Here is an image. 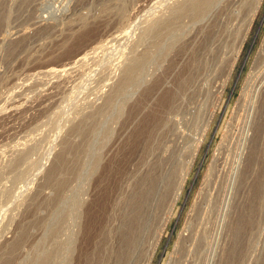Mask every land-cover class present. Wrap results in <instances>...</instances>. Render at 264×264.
Wrapping results in <instances>:
<instances>
[{
  "label": "rangeland",
  "instance_id": "rangeland-1",
  "mask_svg": "<svg viewBox=\"0 0 264 264\" xmlns=\"http://www.w3.org/2000/svg\"><path fill=\"white\" fill-rule=\"evenodd\" d=\"M189 1L0 0V264H115L158 159L124 264H264V0Z\"/></svg>",
  "mask_w": 264,
  "mask_h": 264
},
{
  "label": "bare ground",
  "instance_id": "bare-ground-1",
  "mask_svg": "<svg viewBox=\"0 0 264 264\" xmlns=\"http://www.w3.org/2000/svg\"><path fill=\"white\" fill-rule=\"evenodd\" d=\"M191 4H189L190 6L192 5V7H194L195 11H197L198 13H201V11H203V9L208 6V2H210V0H190L189 1ZM193 9V8H192ZM179 12V10H177V13ZM180 12H182L180 10ZM179 12V13H180ZM197 14V13H196ZM180 15V14H179ZM0 16L2 19V14L0 12ZM4 16V15H3ZM176 18V16H175ZM174 18V19H175ZM172 20V19H171ZM2 21V20H1ZM80 28V27H79ZM57 29V28H56ZM144 54V53H143ZM149 54V53H148ZM81 57V56H80ZM194 57V56H193ZM31 60V59H30ZM141 60V59H140ZM128 69L126 70L127 72H131L127 78L132 76V72L134 71V66L133 65H129L127 67ZM50 70V69H47ZM126 72V73H127ZM124 81V79H123ZM110 99V98H109ZM111 100V99H110ZM108 102V101H107ZM113 102V101H112ZM109 103V102H108ZM105 106V105H104ZM102 107V106H101ZM108 107V106H107ZM99 110V109H98ZM104 110V109H103ZM102 111V110H101ZM103 112V111H102ZM88 116V115H87ZM91 116V115H90ZM94 116V115H93ZM86 118V117H85ZM99 118V117H98ZM90 119V118H89ZM94 119V118H93ZM83 121V120H82ZM96 122V121H95ZM78 123V122H77ZM82 123V122H81ZM85 124V123H84ZM92 124V123H91ZM78 128L80 127V123L77 124ZM85 126V125H83ZM87 127V126H86ZM85 127V128H86ZM76 128V127H75ZM84 128V127H83ZM84 128V129H85ZM89 128V127H88ZM74 130V129H73ZM76 131V130H75ZM79 131V130H78ZM85 131V130H84ZM86 135V134H85ZM89 137V136H88ZM94 137V136H93ZM86 138V137H85ZM89 139V138H88ZM87 140V139H85ZM87 142V141H86ZM69 145V144H68ZM72 145V144H71ZM86 147V146H84ZM62 152V151H61ZM26 153V151H25ZM58 153V152H57ZM92 153V152H91ZM62 154V153H61ZM60 154V155H61ZM82 154V153H81ZM24 156V155H23ZM77 156V155H76ZM26 156H24L23 158H25ZM61 157V156H60ZM66 157V156H64ZM20 158V159H23ZM162 158V157H161ZM58 159V158H57ZM65 159V158H64ZM177 159V158H176ZM159 160V159H158ZM154 163V165L151 166V171L147 174H145L146 176H144L145 178H143V181H141L139 183V186L135 187L136 189L130 194V196H128V198H125V203L123 204V212H125V216L123 218V221L121 222L120 226H119V230H117L119 232V242L117 245V249H116V258H115V264H124L127 263V260H129L132 257V254H134V250L136 249L137 244H139L138 242L141 243L140 239H142L145 235L146 232L149 231L150 227H151V221L153 219V215L154 213V209L156 206H158L157 204L162 201V193H164V189L165 187L167 188V185H171L170 180V168L168 167L167 164L164 163V159L160 160ZM173 160V159H172ZM61 161V158H60ZM63 161V160H62ZM171 161V160H170ZM67 162V161H66ZM172 162V161H171ZM65 163V162H64ZM170 163V162H169ZM59 164V161H58ZM97 164V163H96ZM99 164V163H98ZM175 164V163H174ZM167 165V167L165 168V166ZM173 165V164H172ZM55 166V164H54ZM62 166V165H61ZM57 167V166H56ZM108 167V166H107ZM62 168V167H61ZM65 169V168H64ZM93 169V168H92ZM149 170V169H148ZM52 171V170H51ZM58 171V169H57ZM112 171V170H111ZM53 172V171H52ZM61 172H63L61 170ZM89 172V171H88ZM101 172V171H100ZM147 172V171H145ZM50 174V173H49ZM56 174V173H54ZM64 174V173H63ZM51 175V174H50ZM49 175V176H50ZM53 175V174H52ZM59 175V174H58ZM141 176V177H142ZM263 176V174H262ZM53 177V176H52ZM264 177V176H263ZM51 178V177H50ZM182 178H184L182 176ZM63 179V178H62ZM258 179V178H257ZM262 177H260V181L261 182ZM55 180V179H54ZM57 180V179H56ZM263 180V179H262ZM257 181V182H258ZM180 182V180H179ZM55 183V182H54ZM58 183V182H57ZM61 183V182H60ZM138 185V184H137ZM62 186V185H61ZM64 186V185H63ZM60 187V186H59ZM176 190L173 194V198L177 199L180 195L181 192V188H182V180L180 184H177ZM134 188V187H132ZM174 188V187H173ZM132 190V189H131ZM62 191V190H61ZM171 191V190H170ZM126 192V191H125ZM114 193V192H113ZM126 193H124L125 195ZM35 196V195H34ZM123 196V195H122ZM46 197V196H45ZM44 197V198H45ZM47 198V197H46ZM51 198V197H50ZM172 198V196H171ZM54 199V198H53ZM48 200V199H47ZM43 201V200H42ZM50 202V201H49ZM119 202V201H118ZM46 203V202H45ZM163 203V202H162ZM38 207V206H37ZM241 207V206H240ZM250 207V206H249ZM245 208V206H244ZM106 209V208H105ZM251 209V208H250ZM253 209V208H252ZM244 211V210H243ZM252 211V210H251ZM249 213H245L243 212V214L240 216L242 217L241 221L238 223H236L235 225V229H237V231H243L242 227L243 224L245 225L247 222H249L247 225H249L247 227V229H245L243 232H245L248 235V239L249 236L251 238V230H252V216L254 214H252L250 212V210L248 211ZM109 213V212H108ZM111 214V213H110ZM123 215V214H122ZM122 218V216H121ZM160 220V219H159ZM242 221H244V223H242ZM104 222V221H103ZM115 222V221H114ZM242 223V224H241ZM114 225V224H113ZM251 225V228H250ZM103 226V225H101ZM256 226V225H255ZM100 227V226H99ZM21 228V227H20ZM118 229V228H117ZM111 230V229H110ZM113 230V228H112ZM236 231V230H235ZM21 232L22 235L25 234L24 229L21 228ZM20 232V234H21ZM111 233V232H110ZM19 234V233H18ZM116 234V233H115ZM27 236V235H25ZM115 236V235H114ZM21 237V236H18ZM142 237V238H141ZM112 237H110L109 239H111ZM6 240V239H5ZM15 240V239H14ZM17 240V239H16ZM112 240V239H111ZM252 240V239H251ZM19 241V239H18ZM115 241V240H114ZM8 242H10L8 240ZM13 243V242H12ZM12 243H7L6 245L10 244L9 247L14 245H12ZM15 244L17 243L14 242ZM19 243V242H18ZM111 243V242H109ZM100 245V244H99ZM108 245V244H107ZM15 246V245H14ZM59 247V246H58ZM241 247V246H240ZM11 248H6V251H8L7 249H11ZM152 248V247H151ZM59 249V248H58ZM94 249V248H93ZM106 249V248H105ZM113 249V248H112ZM95 251V250H94ZM112 251V250H111ZM137 251V250H135ZM139 251V250H138ZM137 251V252H138ZM153 251V250H152ZM9 252V251H8ZM11 252V251H10ZM15 252V251H14ZM97 252V251H96ZM106 253V252H105ZM139 253V252H138ZM2 254V253H1ZM5 254V253H4ZM13 254V253H12ZM113 254V253H112ZM3 255V254H2ZM96 255V254H95ZM99 255V254H98ZM91 256V255H90ZM106 256V255H105ZM4 257V255H3ZM89 257V256H88ZM86 259V258H85ZM89 259V258H88ZM92 259V258H91ZM132 259V258H131ZM236 259V258H235ZM90 260V259H89ZM110 260V258H109ZM134 260V259H133ZM231 260V259H230ZM97 261V260H96ZM229 263V262H228ZM2 264V263H1ZM4 264V263H3ZM61 264V263H60ZM130 264V263H129Z\"/></svg>",
  "mask_w": 264,
  "mask_h": 264
}]
</instances>
